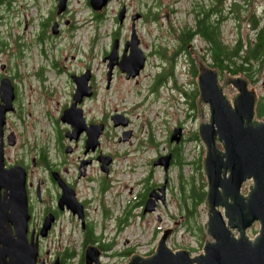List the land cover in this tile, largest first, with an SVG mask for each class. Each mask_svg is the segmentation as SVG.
Returning <instances> with one entry per match:
<instances>
[{"label":"rangeland","instance_id":"obj_1","mask_svg":"<svg viewBox=\"0 0 264 264\" xmlns=\"http://www.w3.org/2000/svg\"><path fill=\"white\" fill-rule=\"evenodd\" d=\"M10 1V6L5 4L0 10V41L8 45L6 49L0 46V66L3 65L6 68L4 72L0 71V77L2 74L9 76L13 72L20 73L23 76V81L18 82V85H21L20 95L26 100L29 95V86H31L34 108L30 110L31 121L21 128L15 127L20 138L17 147L9 148L7 151L8 161L13 162L22 158L29 160L31 155L29 151L35 149H46L52 152L56 137L60 131L65 130V125L46 118L44 114L48 111L54 112L52 107L65 105L72 90L68 77L64 74L57 75L56 71L80 72L90 68L96 79L98 95L96 99L86 102L85 112L89 120H103L107 124L106 135L100 140L101 148L104 153L116 157L108 177L110 188L104 194V206L112 216L124 220L122 230L115 234L113 227L115 223L112 220L109 221L107 239L115 240L116 250H121L125 245L136 247L138 253L155 248L158 239L157 229L169 224L167 207H162L155 214L145 216L140 215L138 209H134L138 194L150 184V181L145 183L144 180L149 177L151 182H160L164 174L162 169L154 168L150 164L155 152L148 145V140L151 138L158 145L157 150L163 152L165 137L170 127L180 122L185 133L190 135V132L196 130L197 123L201 122V119H198L201 118L200 116H186L185 109L173 106L174 100L167 91L169 65L166 58L172 52V48H176V43L173 42L175 35L172 36L170 32L171 29L177 31L185 26L194 28L193 12L199 9L206 11L215 0H111L104 12V19L97 23L93 21V12L86 0H72L69 11L75 29L70 33L71 28L64 27L63 21L68 19L64 17L60 21L63 28L60 37L55 38L51 35V23L46 31L49 39L45 42H38L39 34L43 29L41 23L49 19L54 12V0ZM233 1L243 7L242 15H238L237 8L232 10ZM123 6L127 10V16L123 24L119 25L117 16ZM172 10L176 13H172ZM253 12L257 17H264V0H225L223 5H220L223 19L221 20L220 13L216 16V28H218L220 41L230 48L235 45V42H240L241 45L248 41L252 43L256 39V31L251 22ZM136 13L142 15V18L136 22L135 32L143 56H147L146 76L139 84L125 82L117 77L111 88L106 90L104 80L106 67L103 62L104 56L101 55L111 47L113 33L117 32L115 38H119L120 46L125 40H129L131 32L129 18ZM208 22L211 20L208 19ZM93 39H95L94 42ZM194 46L197 50H203L207 44L196 37ZM18 50L19 56H17ZM164 52H167L166 56H162ZM54 64L55 67H53ZM176 69L180 70L179 67ZM39 71H43L45 78L43 83L34 77L35 72ZM159 71L162 72L163 79L158 82L157 93L151 96L149 86L152 85ZM254 71V73L248 72L254 78L253 82L248 75L242 73L239 76L246 78L250 83L249 87L255 91L260 101H264V64L263 67ZM227 76L230 75L227 74ZM177 83L183 84L184 78L179 77ZM218 83L222 86L221 80ZM42 85L46 94L50 95L49 99L42 93ZM223 93L232 103V95L236 96L237 91L229 86L225 87ZM36 100L39 102L37 103ZM115 110L128 118L129 124L125 127L121 125L115 127L113 120L109 117ZM203 117L202 122L207 118V111L204 108ZM64 144L68 145V142L65 141ZM189 147L190 144L184 147L183 155L188 160L196 155L195 152L187 150ZM78 154L79 147L72 157L75 162ZM190 172L191 167H186V174ZM173 174L174 171H171L169 176ZM90 176L96 179L98 170H93ZM82 184L83 182L79 183L80 186ZM97 186L96 181L87 184L90 188L87 197L91 200L97 199ZM101 213L102 210L98 204L93 202L89 209L90 217L100 221ZM157 216H160V222L156 219ZM199 221L204 224V215ZM256 231L257 228L247 232V236L252 238L255 235L252 234ZM76 238L78 243L75 262L80 257L79 233ZM185 241L189 244L190 238L188 237ZM206 242L207 237L204 238V243ZM201 251L202 248H198L195 255ZM104 259L108 261V264L122 262L108 255H104Z\"/></svg>","mask_w":264,"mask_h":264},{"label":"flooded vegetation","instance_id":"obj_2","mask_svg":"<svg viewBox=\"0 0 264 264\" xmlns=\"http://www.w3.org/2000/svg\"><path fill=\"white\" fill-rule=\"evenodd\" d=\"M7 2L8 6H10L11 1L7 0ZM220 5L221 0H215L213 5L206 11H201L199 9L198 11L193 12L192 18L194 20V32H189L188 26L181 27L177 31H173L171 29L170 32L172 36L175 35V40L173 42L176 43V48H172V52L169 53V56L166 58L169 65L168 77L173 80L174 83H176L175 79L177 80L178 77L184 78V83L179 87L173 84L177 96L173 106L176 105L185 109L186 116L190 115L192 117H197V111L199 108L197 80L199 76L198 68L200 65H204L214 72L217 80H221V82L223 77L227 76V74L220 72L217 62L212 61L211 57L207 58L205 54L206 51L204 49L197 50L196 46H194L196 37L206 41L201 33L203 29V19L207 18L206 13H208V19L211 20L213 26H216V16L220 13ZM172 13L175 14L176 11L172 10ZM60 17L57 18L54 15V17L51 16L47 21L43 22L41 25L43 29L39 34L40 42L48 41L49 37L46 31L50 24L55 23V21L59 20ZM70 23V20L64 21V24L66 25L64 27L66 29L68 27H72ZM62 29L63 28L59 30L60 33L62 32ZM257 38L258 35L256 34V39L253 40L252 44L256 42ZM127 41L128 40H125L120 46V57L122 56V52ZM182 44H185L184 47ZM7 47L8 45H6V48ZM90 56L93 55L91 54ZM102 56L105 58L107 54H103ZM145 57L147 58V56ZM177 67H179L180 70H177ZM143 72L136 79L127 80L126 76L120 73L118 68L115 67L111 83H113L117 77H120L123 81L138 84L142 78L145 77V75H142ZM82 73V71L69 72L65 70H58L56 72L57 75L64 74L68 77L72 90L70 92L68 102L62 106L59 105L52 107L54 112H45L44 115L46 118L52 119L56 123L60 121L61 115L72 104L73 100L75 85L71 80V76H78ZM160 74H162V72ZM247 75L250 81L253 82L254 78L251 77V74ZM8 77L14 86V97L13 109L7 113L4 127L3 142L5 166L9 168L14 165H19L23 167L25 171L27 211L29 214L25 233L27 243H32L37 246V264H73V260L70 256L67 257V254H71L72 251L76 249V235L78 231L82 235V238L83 233L91 231L93 237L97 240L95 243L96 247L107 243V237L109 235L107 230L109 227V221H107L108 218L103 219L100 223H97L90 217L89 209L93 202H96L98 207L103 208L105 199L103 194L105 191L102 190V188L105 189L108 184H110L108 177H110L112 172V164L109 165L108 174L101 173L100 160L103 159L101 155L111 156L112 163H114L116 157L114 155L104 153L101 145L97 150L85 153V133L81 134L76 142L69 143L70 145H65L64 142L67 140L65 138V133L68 130L66 127L64 134L63 132H59V135L56 137L55 148L52 149L51 153L46 149H35L34 151H29L31 154L29 160L22 158L9 162L7 158V151L9 148H16L20 138V134L16 132L15 127L17 126L21 128L26 126L31 121L32 113L30 110L31 108H34V106H32L33 100L31 98V93L33 90L31 86H29V95L26 97V100L20 95L21 85L19 86L18 82L23 81V76L20 73L13 72ZM34 77H37L42 83L44 82L43 71L35 72ZM162 79L163 77L157 78L156 76L152 85L149 86V91L152 92L153 95L158 90V82ZM110 84L108 85L106 82L105 88L107 90L111 88ZM90 85L94 92L93 97L90 99H84L81 108L83 109L87 124L93 123L104 125V132L101 134L102 138L106 135L105 128H108L107 124L103 120H89L85 112L86 102L96 99L98 95L96 80L93 74L90 76ZM41 87L42 93L49 99L50 95L46 94L43 85ZM36 102L38 103L39 100H36ZM259 102L260 98L258 103ZM203 108L207 111V118L206 121L198 122L197 126L200 123L206 124L210 120L208 115V106L205 105ZM117 113L119 112L115 110L109 116L110 119L112 118V115ZM119 116L121 117L116 120L126 122L125 118H123L124 116ZM176 129H180L177 139L170 140L174 130ZM164 144L165 147L163 152H159L157 150L158 145L151 138L148 140V145L155 152L150 164L152 165L153 161L164 155H169L168 169L166 172L163 171V178L160 182H151V178L149 177L144 180L145 183L150 181V184L146 185L143 191L138 194L134 203V209H138V213L145 216L142 214V209L148 199L149 193L153 191V196H162L154 200L156 204V211L162 207H167L168 209L167 213L169 214L170 219L169 224L166 226L169 232L167 237L168 241L171 242L178 239L181 245H186L187 242L185 239L189 237L190 242L199 246L200 243H204V238L208 237V207L206 205L208 195V179L205 171L207 150L197 134L189 135L185 133L183 125L180 122L174 124L168 129ZM189 144L190 147L187 150L195 152L196 155L192 159L188 160L185 159L183 155L184 147ZM78 147L79 154L76 156L75 162L72 157L78 151ZM216 147L217 149L222 150V147L218 142H216ZM186 167H191V172L189 174H186ZM95 169L98 170V177L93 179L90 174ZM171 171H174V174L169 176ZM93 181L98 183V196L96 200H91L87 197V192L90 189L87 187V184ZM80 182H83L81 186L79 185ZM252 185V180H247L242 184L240 194L244 197H248ZM81 209L83 211V215L79 213ZM103 210L106 209L103 208ZM217 210L221 213V216L227 226V218L224 215V210L222 208H217ZM79 214L84 217L83 222L79 219ZM203 215L204 224H201L199 219ZM156 219L158 222L161 220L160 216H157ZM113 221L115 223L113 225L114 233L120 232V230H122V226H120V224H123L124 221L118 219H114ZM256 228V232L258 233L260 224L257 220L246 229L245 234L247 235V232H251ZM10 229L11 235L14 236L15 230L12 225H10ZM162 230L163 227L160 226L159 229H157V234L159 235ZM231 232L233 235L238 236L236 229L231 230ZM256 232L252 235H256ZM1 247L2 245L0 243V248ZM8 261L9 258L7 256L3 261L0 260V264H7Z\"/></svg>","mask_w":264,"mask_h":264},{"label":"water","instance_id":"obj_3","mask_svg":"<svg viewBox=\"0 0 264 264\" xmlns=\"http://www.w3.org/2000/svg\"><path fill=\"white\" fill-rule=\"evenodd\" d=\"M56 14L60 15L65 10L66 0H56ZM109 0H89L93 12H101ZM126 8L122 7L118 13V22L122 24L125 19ZM139 14L131 17L130 51L126 48L120 62L119 70L128 73V78H135L143 68L145 57L139 49V40L135 33V22L140 19ZM56 24L53 34H56ZM119 41L113 42L111 52L107 56V84L110 83L111 74L117 60ZM128 56V57H125ZM4 67L1 66V69ZM197 85L199 101L208 105L210 120L201 124L198 134L206 150L207 159L205 171L208 179V207L207 233L210 240L204 243L202 253L190 256L188 251H171L167 244L168 230L162 232L154 253L142 258L134 255L127 264H264V121H258L255 108L258 97L253 89L249 88L246 78L225 76L222 87L217 86L218 80L215 73L204 65H200ZM133 71V72H130ZM90 71L87 70L80 76H72L76 85L73 102L61 117V122L70 126L66 133L69 141H76L79 135L86 132L85 149L95 151L99 146V137L103 132V125H86L82 110L77 107L83 97L92 96L88 85ZM232 86L237 94L232 95L230 103L222 90ZM224 87V88H223ZM13 86L8 78L0 81V260L8 256L7 264H36L37 246L28 244L25 233L27 220V200L25 192V174L20 166L4 167L2 135L5 114L12 109ZM201 118L203 107L198 108ZM198 115V116H199ZM115 127L126 126V122H119L112 117ZM180 129L174 130L171 139H177ZM127 136L125 137V139ZM218 142L222 150L217 149ZM100 160L101 170L107 173L110 157ZM169 156L160 157L153 162V166H162L166 171ZM247 180H252L248 197L240 194V188ZM162 192V191H161ZM162 197V196H158ZM153 191L145 202L143 214L151 213L155 209ZM217 208L224 210L227 226ZM82 215V209L80 210ZM79 218H83L79 214ZM258 221V233L250 239L245 231L254 221ZM10 225L14 227L15 235H11ZM236 229L238 236L232 234ZM101 252L93 245L86 246L83 254L84 264H101Z\"/></svg>","mask_w":264,"mask_h":264},{"label":"trees","instance_id":"obj_4","mask_svg":"<svg viewBox=\"0 0 264 264\" xmlns=\"http://www.w3.org/2000/svg\"><path fill=\"white\" fill-rule=\"evenodd\" d=\"M7 0H0V10L1 8L7 4ZM221 5H223V0H221ZM237 8L238 15H242L243 7H240L239 4H233V9ZM222 11V9H221ZM221 14V13H220ZM207 18L203 19V29L201 31L203 37L206 39V48L205 53L207 56L211 57L212 61L218 63V67L220 72L227 73L231 76H237L240 74L247 75L249 73H254V69H259L263 67L264 64V17H257L255 12L251 15L252 27L256 31L258 38L254 44L248 41L247 43L243 42V45L239 42H235V45L230 48L225 45L222 41H220L218 36V28L213 26L211 22H208V13H206ZM53 17V15H52ZM95 19L99 22L103 20V15L95 14ZM221 20L223 19V14L220 15ZM199 25V24H197ZM261 25V26H260ZM189 32H194L195 28L188 29ZM193 30V31H192ZM116 37V34H113ZM4 42L0 41V46H4ZM185 44H182L184 47ZM181 49V46H180ZM162 56H166L167 52H164ZM163 77V74L159 75L157 78ZM256 117L258 119L264 118V101H260L256 106ZM105 214L108 215V212L105 211ZM96 239L93 237L91 231L88 233H83V241H82V249L84 250L87 245H95ZM114 244L110 242L108 244H104L98 246V248L102 252H109L112 250ZM135 252L134 247L125 248L121 255L130 257ZM75 253L72 251L71 254H67V257L70 256L72 259ZM117 255V253H113L112 256ZM77 264L83 263V253L79 257Z\"/></svg>","mask_w":264,"mask_h":264}]
</instances>
